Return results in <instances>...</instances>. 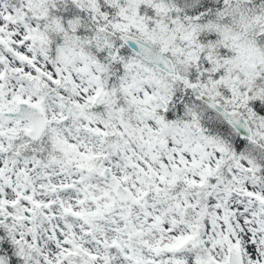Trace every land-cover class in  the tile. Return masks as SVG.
I'll return each mask as SVG.
<instances>
[{
	"label": "snow or ice",
	"instance_id": "snow-or-ice-1",
	"mask_svg": "<svg viewBox=\"0 0 264 264\" xmlns=\"http://www.w3.org/2000/svg\"><path fill=\"white\" fill-rule=\"evenodd\" d=\"M0 264H264V0H0Z\"/></svg>",
	"mask_w": 264,
	"mask_h": 264
}]
</instances>
